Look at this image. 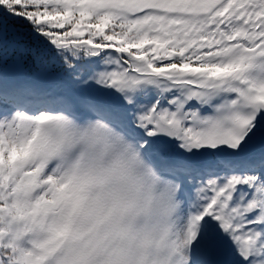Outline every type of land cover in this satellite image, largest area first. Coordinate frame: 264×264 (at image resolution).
Instances as JSON below:
<instances>
[{"label":"snow or ice","instance_id":"snow-or-ice-1","mask_svg":"<svg viewBox=\"0 0 264 264\" xmlns=\"http://www.w3.org/2000/svg\"><path fill=\"white\" fill-rule=\"evenodd\" d=\"M89 121L178 201L174 264H264V0H0V264H68Z\"/></svg>","mask_w":264,"mask_h":264},{"label":"clouds","instance_id":"clouds-1","mask_svg":"<svg viewBox=\"0 0 264 264\" xmlns=\"http://www.w3.org/2000/svg\"><path fill=\"white\" fill-rule=\"evenodd\" d=\"M77 128L50 132L59 147ZM57 171L80 181L83 207L74 217L82 239L66 253L68 264H174L178 201L135 145L103 121H89Z\"/></svg>","mask_w":264,"mask_h":264}]
</instances>
